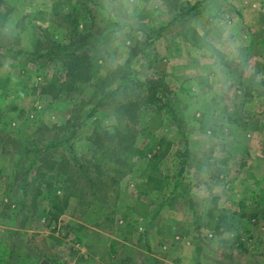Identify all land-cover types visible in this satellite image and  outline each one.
<instances>
[{
  "label": "rangeland",
  "instance_id": "1",
  "mask_svg": "<svg viewBox=\"0 0 264 264\" xmlns=\"http://www.w3.org/2000/svg\"><path fill=\"white\" fill-rule=\"evenodd\" d=\"M9 1L14 12L0 31V264H264V0H180L198 5L184 25L170 24L176 10L163 0ZM81 43L77 53L90 55L99 78L119 67L106 89L130 67L136 83L118 89L115 104L161 84L154 104L137 107L130 144L171 141L163 190L145 183L146 159L123 155L115 172L96 149L94 88L43 91L63 76L64 50ZM114 111L97 112L111 133L128 122ZM215 198L229 217L222 232L209 223Z\"/></svg>",
  "mask_w": 264,
  "mask_h": 264
},
{
  "label": "trees",
  "instance_id": "2",
  "mask_svg": "<svg viewBox=\"0 0 264 264\" xmlns=\"http://www.w3.org/2000/svg\"><path fill=\"white\" fill-rule=\"evenodd\" d=\"M163 2L167 7L171 4L170 10L174 8L176 10L172 15L170 24L180 23L184 25L192 11L198 7L197 4L190 5L186 2V4H181L182 2L179 3L180 0H163ZM13 12L14 6L9 0H0V31L6 28ZM84 44L85 43L78 44L73 50L68 47L64 50L65 55H63L64 61L62 64L63 76L61 78L55 76L48 87L43 88V91L49 95H58L62 92L68 96H72L76 95L75 93H81L84 88H94V93L98 95V97L88 110V115L90 117L96 116L93 120L92 134L90 136V140L96 145V149L101 151V156L107 158L109 163L113 161L114 164L119 165L118 168H113L115 172L123 171L128 161L126 158L122 159L123 155H128L130 158L140 157L146 159L147 166L142 172V175L146 178L145 183L153 190H163L169 183V175L162 172L160 162L168 155L172 144L171 141L165 136H152L142 148L135 146V148H132L130 144L132 137H134L133 134L135 133L133 124L137 123V107L140 106L141 103L145 105L154 104L161 84L153 85L149 82L147 85V95L140 96V94L130 98L125 94L126 100L115 104L114 102H116L117 99L116 94H118V89H122L123 92H126L130 86L136 83L134 80L129 79V74H131L130 67H128V71L125 74L123 73L122 76L118 78L117 89H106L103 84L109 79L117 80L116 78L119 75L120 69L118 71V67L105 78H99V75L93 69L90 55L84 52L77 53L78 49H81ZM137 49L138 48L134 47L130 50L129 59L127 61L128 66L130 62H132L135 53H138ZM34 54H36V52H34ZM34 54L31 53V55ZM141 84L143 85L144 83H137L138 86ZM111 101L113 103H111ZM108 105H115L114 114L117 118L119 117L121 122L124 120L128 121L120 130L113 128L112 133L107 128L101 126V120L97 117L99 107ZM111 145H113V149H115V155L109 152ZM184 156H187V151L184 152ZM75 159L76 164H78L84 172L83 177L87 179L90 187H95L97 185L95 177L85 170V167L82 165L83 163H79L76 156ZM98 179L102 181L101 177ZM216 200L215 198L213 207L210 208L208 212L209 223L217 232H222L221 228H228L229 217L225 216L218 208V202Z\"/></svg>",
  "mask_w": 264,
  "mask_h": 264
}]
</instances>
